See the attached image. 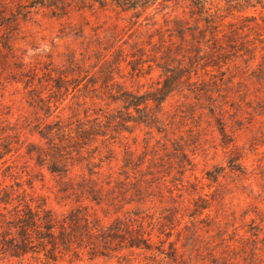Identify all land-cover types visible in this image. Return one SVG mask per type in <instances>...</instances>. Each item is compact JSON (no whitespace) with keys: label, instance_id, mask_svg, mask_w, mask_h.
<instances>
[{"label":"rangeland","instance_id":"obj_1","mask_svg":"<svg viewBox=\"0 0 264 264\" xmlns=\"http://www.w3.org/2000/svg\"><path fill=\"white\" fill-rule=\"evenodd\" d=\"M173 72L159 122L107 123L124 110L120 93ZM95 122L101 134L71 147L67 173L38 163L39 131ZM6 141L0 189L47 210L56 243L33 240L23 258H4L0 243V264H264V8L0 0ZM121 224L152 251L123 246ZM7 226L0 216V238Z\"/></svg>","mask_w":264,"mask_h":264},{"label":"trees","instance_id":"obj_2","mask_svg":"<svg viewBox=\"0 0 264 264\" xmlns=\"http://www.w3.org/2000/svg\"><path fill=\"white\" fill-rule=\"evenodd\" d=\"M53 2H62L66 0H52ZM84 1V0H78ZM97 2L100 5L112 3L123 9L132 10H145L154 5L157 0H89ZM194 5L205 9L209 0H190ZM226 3L228 7L236 9L238 12H246L251 8L258 6L264 8V0H221ZM213 15L212 13H210ZM221 15H214L213 17H220ZM179 74L173 72V75L166 76L165 80L154 90L144 93H136L132 91H123L116 97L123 103L124 110H118L115 113L107 116V123L111 126L114 125L119 130L128 129L130 123H146L152 124L159 122V112L163 102L174 91L176 79ZM120 92V91H118ZM132 110L136 112L133 114ZM101 126V122L91 123L90 125H78L74 132H66L60 125H48L47 129L39 131L42 139H46L48 150H43L38 147L36 150V159L40 163L45 156H49L51 164L48 169L52 172L68 171V163L66 154L72 152L71 147H76L77 144H87L88 141L93 140L94 136L101 134L97 128ZM103 126V125H102ZM74 133V135H70ZM58 139V140H57ZM12 143L6 141L5 144H0V159L7 153L12 151ZM34 148H28L27 152L32 155ZM65 163V164H64ZM42 164V163H40ZM17 190L0 189V216L3 221L8 225L4 234L0 238L2 253L4 258L16 257L23 258L30 252L31 244L36 240L47 241L52 246H55L56 238L53 232L54 226L50 213L39 207H33L31 201L27 200L25 196L19 195ZM3 205V208H2ZM120 221H116V223ZM122 225L121 231L125 234L122 235L123 242L126 248L130 250L145 249L151 250L147 239H143L135 229L125 227ZM44 229V230H43ZM114 229H111V231ZM36 234V236L33 235ZM115 232L111 233L110 237H115ZM39 235V236H38ZM105 235L104 238H108ZM119 238V237H116ZM62 242L67 239L62 238ZM34 240V241H33ZM39 254L40 251L34 252ZM31 264H46L43 259L35 255V261Z\"/></svg>","mask_w":264,"mask_h":264}]
</instances>
